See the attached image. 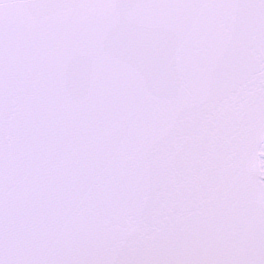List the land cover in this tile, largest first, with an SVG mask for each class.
<instances>
[{
    "label": "snow or ice",
    "instance_id": "1",
    "mask_svg": "<svg viewBox=\"0 0 264 264\" xmlns=\"http://www.w3.org/2000/svg\"><path fill=\"white\" fill-rule=\"evenodd\" d=\"M0 264H264V0H0Z\"/></svg>",
    "mask_w": 264,
    "mask_h": 264
}]
</instances>
